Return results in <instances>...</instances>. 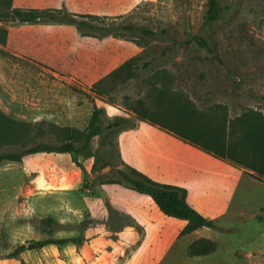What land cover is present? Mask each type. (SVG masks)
Returning <instances> with one entry per match:
<instances>
[{"label":"rangeland","instance_id":"obj_1","mask_svg":"<svg viewBox=\"0 0 264 264\" xmlns=\"http://www.w3.org/2000/svg\"><path fill=\"white\" fill-rule=\"evenodd\" d=\"M217 1L220 17L209 22V0H12L14 7L95 17L92 27L0 23L8 30L0 44V110L34 124L20 141L0 143V153L58 143L52 125L86 130L101 109L104 133L92 148L104 161L95 171L96 158L69 154L0 165V264H133L144 233L116 209L125 190L103 184L126 166L120 151L125 128L108 126L134 118L128 107L139 99L154 108L150 96L159 81L201 109L223 104L264 111V0ZM132 25L136 29H127ZM112 26L111 33L103 30ZM239 169L241 180L202 214L218 226L202 235L217 243L216 252L190 257L189 238L159 264H264V183ZM47 218L55 220L52 228ZM129 225L136 227L133 234L124 232ZM50 229L54 238L83 241L10 257L19 245L51 237Z\"/></svg>","mask_w":264,"mask_h":264},{"label":"trees","instance_id":"obj_2","mask_svg":"<svg viewBox=\"0 0 264 264\" xmlns=\"http://www.w3.org/2000/svg\"><path fill=\"white\" fill-rule=\"evenodd\" d=\"M95 16H79L68 10L51 9L39 10L35 8L14 7L12 0H0V23L6 21L21 24L49 23L54 25H77L92 27L89 19ZM220 17L217 0H209L207 18L214 22ZM117 27H105L109 33ZM127 29H136L129 26ZM146 33H151L144 29ZM8 39V30L0 26V44ZM160 86L153 89L154 95L150 99L154 102L151 108L145 99H139L128 107L136 118L160 127L186 143L214 156L234 167L244 169L252 178L264 183V111L258 108H246L238 112L223 104H212L201 109L187 95L174 89L168 83L159 81ZM102 110L96 109L86 130L74 127L51 126V131L58 139L38 142L24 149L22 152L0 153V165L8 162L20 163L26 156L39 154H69L81 155L86 158H96L93 170L102 169L98 162L104 161L100 151L92 148L93 140L104 133L101 126ZM134 121L129 117H119L109 124L108 129L130 128ZM34 124L19 122L0 110V143L14 144L21 140L25 132H29ZM105 185H122L140 194L150 196L160 211L187 224L180 236L189 235L202 228H218L216 223L198 212L188 202V190L171 184L155 181L148 175L126 165L117 168L104 181ZM44 223L52 228L53 218H47ZM51 237L44 240H32L19 245L10 255L17 257L26 251L40 250L50 245L62 247L67 244H80L81 238H54L53 230H49ZM217 243L206 237L192 242L187 253L190 257H204L215 253Z\"/></svg>","mask_w":264,"mask_h":264},{"label":"crops","instance_id":"obj_3","mask_svg":"<svg viewBox=\"0 0 264 264\" xmlns=\"http://www.w3.org/2000/svg\"><path fill=\"white\" fill-rule=\"evenodd\" d=\"M132 119L134 125L125 128L121 136L122 161L155 181L187 189L188 202L201 214L212 209L220 195L230 190L231 183L241 180L239 168L186 143L174 133L136 116ZM119 186L125 192L116 200V209L129 216L144 233L139 245L142 251L133 257V264H159L176 242L192 238V243L202 238L205 228L181 237L185 221L164 215L150 196ZM136 227L129 225L124 232L133 234ZM120 243L125 246L128 242L122 239Z\"/></svg>","mask_w":264,"mask_h":264}]
</instances>
